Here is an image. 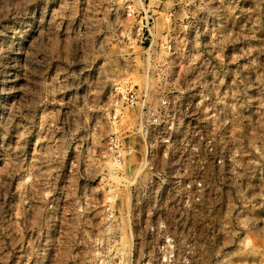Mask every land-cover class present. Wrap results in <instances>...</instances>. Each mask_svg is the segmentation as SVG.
<instances>
[{
  "label": "rangeland",
  "instance_id": "rangeland-1",
  "mask_svg": "<svg viewBox=\"0 0 264 264\" xmlns=\"http://www.w3.org/2000/svg\"><path fill=\"white\" fill-rule=\"evenodd\" d=\"M0 264H264V0H0Z\"/></svg>",
  "mask_w": 264,
  "mask_h": 264
},
{
  "label": "built area",
  "instance_id": "built-area-1",
  "mask_svg": "<svg viewBox=\"0 0 264 264\" xmlns=\"http://www.w3.org/2000/svg\"><path fill=\"white\" fill-rule=\"evenodd\" d=\"M126 102L129 103L131 106H133L136 103L135 98L133 96H130L129 98H127Z\"/></svg>",
  "mask_w": 264,
  "mask_h": 264
}]
</instances>
